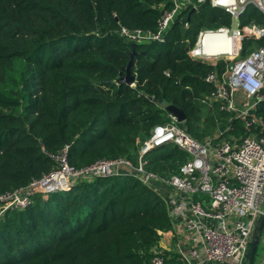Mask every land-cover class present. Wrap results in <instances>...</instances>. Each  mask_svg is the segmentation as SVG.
I'll return each mask as SVG.
<instances>
[{
	"label": "trees",
	"instance_id": "1",
	"mask_svg": "<svg viewBox=\"0 0 264 264\" xmlns=\"http://www.w3.org/2000/svg\"><path fill=\"white\" fill-rule=\"evenodd\" d=\"M164 2L169 9L166 0H0V196L54 171L66 147L76 168L120 157L137 166L141 144L171 121L159 101L183 108L180 126L199 142L229 124V114L207 99L213 87L205 78L214 68L188 54L202 29L230 26L224 9L206 0L184 12L165 42L120 35L123 27L158 31ZM262 19L249 6L241 21ZM262 43L245 40L242 56ZM134 50L132 85L120 78ZM189 158L174 143L144 155L146 170L162 178ZM172 229L164 194L124 169L5 211L0 264H151Z\"/></svg>",
	"mask_w": 264,
	"mask_h": 264
},
{
	"label": "built area",
	"instance_id": "2",
	"mask_svg": "<svg viewBox=\"0 0 264 264\" xmlns=\"http://www.w3.org/2000/svg\"><path fill=\"white\" fill-rule=\"evenodd\" d=\"M166 1L171 7L160 4L163 13L158 31L123 27L120 35L139 44L165 42L180 15L189 10L197 12L206 2ZM210 3L230 14L231 24L216 31L202 29L188 54L214 68L205 78L213 87L207 99L229 114V124L214 137L199 142L168 113L171 121L155 127L141 144L137 166L131 159L120 157L76 168L68 160L66 147L56 158L54 171L0 196V217L8 209L26 208L35 194L47 198L70 190L79 180L119 175L128 169L164 194L173 220L170 235L176 239L173 251L179 256L178 264L246 263L251 234L264 213V0ZM249 6L259 10L262 22L243 25L241 18ZM184 27L189 29L190 22ZM249 39L263 43L243 57V43ZM235 121L241 122L244 131L239 133ZM224 134L229 136L222 138ZM167 143L176 144L190 158L178 174L162 178L146 170L144 155ZM151 264H169L163 250H155Z\"/></svg>",
	"mask_w": 264,
	"mask_h": 264
},
{
	"label": "water",
	"instance_id": "3",
	"mask_svg": "<svg viewBox=\"0 0 264 264\" xmlns=\"http://www.w3.org/2000/svg\"><path fill=\"white\" fill-rule=\"evenodd\" d=\"M195 10L192 11L194 13ZM137 52L134 50L131 53V60L129 62V65L127 66V74L125 76H122L120 78L121 82H126L128 84H134L135 78L131 76V68L135 64V56ZM163 109L167 111L170 115L174 116L178 123L182 124L186 122V114L181 107H177L175 105L169 104V103H162L161 101L158 102ZM263 230H264V213L257 219L255 227L253 229V232L250 237L248 251L246 254V263L245 264H254L255 257L257 255V251L263 236Z\"/></svg>",
	"mask_w": 264,
	"mask_h": 264
},
{
	"label": "crops",
	"instance_id": "4",
	"mask_svg": "<svg viewBox=\"0 0 264 264\" xmlns=\"http://www.w3.org/2000/svg\"><path fill=\"white\" fill-rule=\"evenodd\" d=\"M215 40H219V39H215ZM171 232H172V230H171ZM172 234H173V232H172ZM175 244H176V239L175 238H173V235L171 236L170 235V232L169 233H166L164 236H163V239H162V241H161V244H160V249H162L165 253L166 252H168V253H171V254H175L176 255V253L173 251L174 250V247H175ZM177 256V260H178V258H179V256L178 255H176ZM172 258H173V256L172 257H170L169 256V258L167 259V261L170 259V260H172ZM170 264V263H169ZM208 264H216V263H208Z\"/></svg>",
	"mask_w": 264,
	"mask_h": 264
},
{
	"label": "rangeland",
	"instance_id": "5",
	"mask_svg": "<svg viewBox=\"0 0 264 264\" xmlns=\"http://www.w3.org/2000/svg\"><path fill=\"white\" fill-rule=\"evenodd\" d=\"M191 47H194V45H192ZM263 260H264V232L257 251V255L255 257L254 264H262Z\"/></svg>",
	"mask_w": 264,
	"mask_h": 264
},
{
	"label": "snow or ice",
	"instance_id": "6",
	"mask_svg": "<svg viewBox=\"0 0 264 264\" xmlns=\"http://www.w3.org/2000/svg\"><path fill=\"white\" fill-rule=\"evenodd\" d=\"M221 2H223V0H221Z\"/></svg>",
	"mask_w": 264,
	"mask_h": 264
}]
</instances>
